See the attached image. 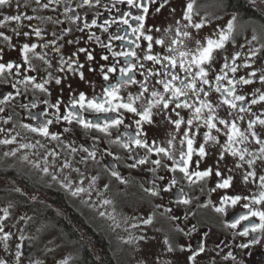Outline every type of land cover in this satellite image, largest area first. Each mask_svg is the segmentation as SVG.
I'll return each mask as SVG.
<instances>
[{
	"label": "snow or ice",
	"instance_id": "snow-or-ice-1",
	"mask_svg": "<svg viewBox=\"0 0 264 264\" xmlns=\"http://www.w3.org/2000/svg\"><path fill=\"white\" fill-rule=\"evenodd\" d=\"M35 4L31 10L38 13L41 10L51 9L53 12H60L63 19L53 20L52 16L29 15L27 9ZM169 0H25L24 4L20 0H15L16 14L4 15L0 19V26L9 22H15L17 28L12 29L17 37L23 35L26 39L35 37L43 43L23 42L19 46L11 43V36L0 31V38L5 42L10 51H18L20 60H4L5 47H0V82H6L9 90L0 93V114H4V125L13 121L15 107L26 111L31 121L37 123H21L20 127L28 132L34 133L42 138L52 141H61L64 133L73 131L71 126L86 131H95L103 135V139L112 146L122 149L126 155L121 157L112 148H101L100 136L92 137L91 147L80 146L81 151L86 155L82 157L84 162L89 159L96 161L98 154L111 158V163H105L104 167L111 177L120 184H127L129 181L120 171L123 163L129 169H141L146 166L147 171L152 174L149 186L143 191L151 197L163 199L164 193L174 195L170 205L155 204L154 209H163V214L169 215L173 222L180 221V217L173 213V205L179 207L189 206L193 203V198L180 186L181 180L187 181L189 186H199L203 191L209 179L216 177L215 187L209 191L216 192L225 190V193L218 198V204H213L214 211L224 216L232 210V218L224 221V226L233 230L234 236L238 235L248 238L246 242L236 244L241 250L250 249L253 246L264 242V174L259 175V192H249L247 194H228L233 187L235 176L240 172L242 183L248 184L257 182V172L254 169L256 161L264 162V131L258 132L257 125L264 130V109H260V114L253 112V106L264 103V90L255 89L251 93L239 94L238 88L256 83L258 69L253 67L254 58L264 51V45L260 47H245L240 44L238 47L244 51L235 50V32L239 17L233 12L223 25L217 23L215 29L209 36L203 39L198 38L197 33L212 23V20L203 17L194 19L195 0H187L179 19H173V24L163 30V34L154 37L150 34L153 29L146 28L145 22L152 8L159 13ZM13 0H0V7L11 8ZM252 5L256 6V0H252ZM225 0H220V7H226ZM85 8L94 11H83ZM104 9L101 12L99 9ZM62 10V11H61ZM173 13L175 9L172 10ZM198 15V14H196ZM217 20L221 17H216ZM37 20L41 23H55L72 25L81 33L87 30L85 43L95 44L104 51L100 55V63L96 61L94 49L79 47L70 56L65 57L61 53L64 35L71 32V27H64L60 35L53 32L52 39L45 40V30L39 26L33 27L28 24L30 31H19L23 27V21ZM93 29H99L101 34H97ZM192 30H196L195 33ZM157 33L161 29L156 28ZM258 37L254 34L251 41H256ZM142 42H146V47H142ZM68 44L79 43V40L67 41ZM234 48L229 57L223 53L227 51L228 45ZM154 45L160 51H154ZM51 50L59 56L58 69L61 75H53L47 71L51 67V61L47 59L46 49ZM41 51L37 52L36 49ZM222 55L218 56L217 53ZM84 54L85 60L80 61L79 55ZM38 59L46 66V75L38 79V75L31 74L37 72V67L33 63ZM96 63V67L92 66ZM85 64H88L89 72H97L101 78V83L86 81L83 71ZM219 64L217 69L216 65ZM241 69H251L246 74L238 75ZM68 75L78 76L81 81H85L92 88L89 95L85 91H79L68 84V99L64 100L63 88L60 90L55 102L50 99H38L36 92L47 97L51 96L50 85L54 82L61 85L62 79H67ZM11 78V79H9ZM113 78H115L113 82ZM259 83L264 85V72L258 76ZM131 86H136V91L129 90ZM31 93V98L29 94ZM210 93L219 94L220 103L213 104L209 99ZM20 103L17 104V100ZM28 100L25 103L23 101ZM43 105L39 115L32 110ZM221 105L227 108V117L222 118L217 114ZM7 109H12L9 114ZM186 112V116L182 115ZM251 114L252 118L246 122V127L241 128L238 121L245 119V114ZM129 115L133 118L128 120ZM156 117L165 121L173 131H168L160 139H149L146 126L157 123ZM126 120L128 122L126 123ZM66 123L69 127H64L62 132L51 131V126ZM183 126V127H182ZM12 128L0 127V133H6L5 138L0 139V144L18 147L5 156H16L20 150L43 148L40 140L35 142H21L18 138L20 132L12 134ZM215 133V134H214ZM224 137L221 142V137ZM254 141L258 145L255 152H250L246 146L249 141ZM72 153L78 151L76 147L67 145ZM48 155L58 156L55 150L44 156L47 161ZM215 155L213 165L201 168L202 162L210 156ZM155 156V159L152 157ZM28 161L29 156L25 152L21 157ZM231 159V164L226 161ZM165 160L170 163H165ZM247 165V170L245 169ZM34 167L39 168L44 174H50L48 166L41 167L39 161ZM165 169L170 176L160 175L159 170ZM61 169H72L71 162L65 160ZM77 173L79 168L72 169ZM177 173L181 174L177 178ZM54 181H59L61 187L71 193L72 196H80L91 192L98 180L97 175L91 177L80 174L78 182L70 177L60 179L57 175H52ZM85 180L88 187H84ZM179 188L178 193L174 192ZM103 189L107 191L109 184H104ZM15 192H22L20 187L13 189ZM101 196V205H111L113 201L104 196V193L97 191ZM31 199H35L32 196ZM87 202V201H85ZM208 204H212L209 200ZM207 206V205H203ZM240 207V211L235 209ZM259 206V207H258ZM13 205L0 209V246L7 252L10 249V242L16 240L15 251L12 255L13 264H22L25 256L23 235L24 229L17 228L19 236L8 230V220L12 216L10 208ZM155 210L146 217H140L137 223L130 225L131 228H141V226L151 225L155 218ZM190 209L183 213L184 220L174 225V232L185 236L198 234V242L193 245L190 241L185 244H177L169 235L163 238L164 250L167 253L185 252L189 255L186 264H198V257L206 253L207 244L211 236V229L206 226L197 227L192 224L186 231ZM100 216L110 215L104 211L99 212ZM115 221V217L111 216ZM136 219V218H133ZM31 217L20 216L19 221L27 223ZM240 229L239 231H236ZM143 231V229H141ZM145 235L129 236L126 243L146 240ZM221 243H216L213 251H222ZM70 258L58 261V264H69ZM231 264H243L233 251H228L224 257ZM159 260V257H157ZM0 264H9L8 259L0 258ZM30 264H40L38 260H30Z\"/></svg>",
	"mask_w": 264,
	"mask_h": 264
},
{
	"label": "flooded vegetation",
	"instance_id": "flooded-vegetation-1",
	"mask_svg": "<svg viewBox=\"0 0 264 264\" xmlns=\"http://www.w3.org/2000/svg\"><path fill=\"white\" fill-rule=\"evenodd\" d=\"M220 1V0H219ZM163 2V0H161ZM21 4L25 3V0H20ZM187 0H169V4L165 6L159 13L155 12L153 7L150 14L148 15L145 27L152 28L153 31L150 33L154 37H159L163 34V30L168 28L173 24L174 17L179 19L182 15L183 8L185 7ZM216 3L215 0H195L194 4V19H199L201 17L205 19L212 20V23L197 33L198 38L203 39L209 36L213 29H215L217 23H221L230 18L233 12L237 13L239 20L237 25H241L244 22H251L253 28L255 29V34L258 37V47L264 45V0H256V6L252 5V0H241V4L233 7H223L224 12H217L214 7L212 9L205 4ZM220 7V2H218ZM232 4V3H231ZM225 5L226 1H225ZM36 7L35 4L27 9L21 8L20 11H27L29 15H41V16H52L53 20L63 19L60 12H53L49 10H41L38 13H33L32 8ZM173 9L175 12L173 13ZM220 8H218L219 10ZM101 12L104 9H99ZM62 11V10H61ZM83 11H94L85 8ZM16 14L15 0H13V5L11 8L7 6L0 7V19L4 15ZM198 14V15H196ZM223 14L222 21L218 22L216 17ZM24 26L19 28V31H30L27 27L31 24L33 27L39 26L45 30V40L52 39V33L56 32L57 35L61 34L64 27H71L73 30L66 35H64L63 40L58 41V44H62L61 53L68 57L72 52L76 51L79 47H88L89 49H94V56L96 61L100 63H105L100 61V55L103 53V49L97 47L92 43H85L87 39V30L85 33H81L75 29L74 26L65 24H55V23H41L37 20L23 21ZM17 28L15 22H9L4 26H0V31L4 32L6 35L11 36V43L19 46L23 42H37L43 43V41L37 40L35 37L32 39H26L21 35L17 37L12 29ZM156 28L161 29V32L157 33ZM252 28V27H251ZM97 34H101L99 29H93ZM194 33L196 30H192ZM79 40V43L68 44L67 41ZM0 47H5L4 60L15 59L20 60L18 51H10L7 49L5 42L0 38ZM142 47H146V42H142ZM37 52L41 49L37 48ZM48 56L47 59L51 61V67L47 69L53 73V75H61L57 71L59 65V56L51 50V47L46 49ZM154 51H160L159 47L154 45ZM229 56V55H228ZM261 63L264 65V51L259 54ZM81 62L85 60L84 54L79 55ZM33 63L37 67L36 74L38 79L45 76L47 73L45 71L46 66L44 63L38 59H34ZM92 66L96 67V63L92 62ZM217 69L219 64L216 65ZM85 73L86 81H94L97 84L101 83V78L97 72H89L88 64H85L83 69ZM11 79V78H9ZM115 78H113L114 82ZM68 84L72 85L73 89L79 91H85L89 95L92 93V88L85 81H81L78 76L68 75L67 79H62L61 85H56L54 82L50 85L51 96L47 97L42 93L36 92L35 96L38 99H50L55 102L58 95H60V90L63 88V97L67 101L69 89ZM9 90V85L6 82H0V93H4ZM131 91H136V86H131ZM254 89H248L247 86H241L238 88L239 94H247L253 92ZM31 98V93L29 94ZM209 99L215 105L220 103L219 94L210 93ZM25 103L28 100L23 101ZM20 103L18 98L17 104ZM43 105H39L37 109L32 111L39 115L40 110ZM260 109H263L262 104L253 106V112L260 114ZM9 114H12V109H7ZM182 115H187L186 112H182ZM217 114L222 117H227L226 106L221 105L217 110ZM4 114H0V118H3ZM133 117L129 115L128 120ZM252 118L251 114H245V119L238 121L241 128L246 127V122L248 119ZM126 120V123L128 122ZM157 123L152 126H146L148 132V138L160 139L165 136L168 131H173L170 126L166 124L165 121L156 117ZM37 123V121H31L30 117L27 115L26 111H22L19 107H15V115L13 121L8 125L3 124V120L0 119V127L12 128L19 132L24 133L27 137L35 140L45 141V145L49 146L50 151L55 150L59 153V157L71 162L72 168H79L80 174L83 173L85 176L93 175L98 176L96 182L97 187L103 190L104 184H109L110 193L120 195L119 193H124V197H136L141 199L147 208L153 212L155 204H165L170 205L171 200L174 199L173 194L164 193L163 199L158 197H151L143 191L144 187L149 186V181L152 178V174L147 171L146 166L143 170L141 169H129L123 163H121L120 171L123 176L129 181L127 184H120L115 178L111 177L108 171L105 169V163H111V158L107 156H101L98 154L97 160L93 161L89 159L87 162L82 160V157L86 154L79 150L80 146L91 147L93 140L92 137L100 136L99 141L101 148H112L113 151L117 152L121 157H124L126 153L119 149L117 146L109 145L104 139L103 135L95 131H86L78 128V126L73 125V131L70 133H64L61 141H52L47 138L39 137L38 135L28 132L20 127L21 123ZM64 127H69L66 123L61 125L51 126V131L62 132ZM183 127V126H182ZM261 128L257 125V131ZM215 134V133H214ZM6 133H0V139L5 138ZM224 137H221V142H223ZM76 147L77 152L72 153L67 145ZM15 149L14 146L0 144V209L7 207L9 204L13 205L10 208L12 216L8 220V230L13 231L16 236L20 233L17 232V228H23V235L26 237L24 241V252L25 258L28 260L27 264H30V260H38L40 264H58V261L64 258H70L69 264H85L88 263L89 259L96 260L99 264H119V250L116 244L105 234L100 221L98 220V212L94 208L95 203L82 198L81 196H72L69 191L61 187L60 183L52 181L51 177H42L37 171L35 172L31 168L28 162L22 160L20 156H5L4 153L10 152ZM156 157L153 156L152 159ZM216 159L215 155L208 156L204 162L201 164V168H206L209 165H213ZM231 164L230 159L226 161ZM165 163H170L165 160ZM160 175L170 176L165 169L159 170ZM177 178H180L179 173L176 174ZM237 177L235 176L233 187L228 191V194H247L249 192L257 193L254 189H249L245 187H238L236 182ZM216 177L213 176L208 182L203 185V191L199 186H189L187 181L181 180L180 186L184 187L185 192L193 198V203L189 206H179L173 205V213L180 217V221L173 222L168 217L171 214H161L163 209L155 210V216L159 218L163 225L167 227L177 238L179 244H185L191 242L195 245L198 242V234H193L191 236H185L182 234H176L174 232V225L176 223H181L184 220L183 213L190 209V214L188 216L187 228L188 231L192 224H196L197 227L206 226L211 229V236L207 244V251L198 257V264H231L230 261L225 260L224 257L228 251H233L238 259L243 261V264H264V242L260 245L253 246L250 249L241 250L236 247V244L241 242H246L248 238H243L238 235L234 236L233 230L228 229L224 226V221L232 218V210H229L228 215L224 216L222 214L216 213L213 208V204H218L219 196L225 193V190H218L216 192H210L212 187H215ZM15 187H20L22 192H15L13 189ZM179 188L175 189L174 192L178 193ZM258 194V193H257ZM35 196V199H31ZM211 200L212 204H208ZM87 201V202H85ZM207 205V206H203ZM259 207V206H258ZM241 209L239 206L235 211L239 212ZM2 215V212H0ZM20 216L31 217V220L27 223L19 221ZM181 226H184L181 223ZM237 229L236 231H239ZM15 243L18 241H14ZM221 243L222 251H213L216 243ZM4 249L0 246V253ZM5 252V251H4ZM33 253V256L31 257ZM5 252V256L0 258L8 259L9 264H13L11 256H8ZM183 264H186V258L189 255L187 251L181 252ZM31 257V258H30ZM24 259V258H23ZM22 264H25L22 261Z\"/></svg>",
	"mask_w": 264,
	"mask_h": 264
},
{
	"label": "rangeland",
	"instance_id": "rangeland-1",
	"mask_svg": "<svg viewBox=\"0 0 264 264\" xmlns=\"http://www.w3.org/2000/svg\"><path fill=\"white\" fill-rule=\"evenodd\" d=\"M216 3L213 4H205L206 6H209L210 9H212V6L214 9L218 12L223 13V8L219 7V0H215ZM218 8H220L218 10ZM218 12V13H219ZM221 19L217 20L218 22L222 21L223 14H220ZM221 25L224 24V21L219 23ZM252 27V28H251ZM255 34V29L253 28V24L251 22L243 23L237 25V29L235 32V41H236V48L235 50L244 51V49H240L238 46L240 44H245V47H258V39L256 41H252L251 45H248L246 42L252 40V36ZM256 35V34H255ZM257 36V35H256ZM234 48L231 44L228 45L227 51L224 52V55H229L233 53ZM218 56L222 55L221 53H217ZM255 63L253 64V67L260 70L257 73L256 77V83L247 86L248 89H257L260 88L261 90H264V85H261L258 80V76L261 74V72H264V65L260 57L254 58ZM251 69H241L238 73L240 74H246ZM263 105L264 109V103H261ZM264 130H260L258 132H261ZM17 130L13 129L12 134H15ZM19 132V131H18ZM264 138V136H262ZM21 142H35L37 139L33 140L29 137H27L24 133L20 132V137L18 138ZM40 142L42 145H44L43 148L37 147L36 149H29V150H20L18 155L21 157L25 152H27L29 156L28 162L31 168L36 172H38L42 177H51L52 175H57L60 177V179H63L64 177H70L73 181L78 182L80 173H77L75 171H72V169H61V165L64 163V159L60 158L58 156H51L48 155L47 161L44 160V156L48 153H50V149L48 145H45V141H42L40 139ZM11 146H14L15 148L18 147L17 144H12ZM246 146L250 152H255L258 149V145L255 144L254 141H249L246 143ZM25 161V160H24ZM39 161L41 164V167L48 166L50 169V174H44L39 168L34 167L35 162ZM231 161V159H230ZM232 162V161H231ZM255 171L257 172V182L255 184L248 183L243 184L242 183V177L240 172H237L236 174V182L235 184L238 187H245L249 189H254L257 193L259 192L258 185V177L259 175L264 174V162H261V160H257L256 164L253 166ZM245 169H247V165H245ZM251 170V169H247ZM85 176V175H84ZM86 177H90L87 175ZM52 181H54L52 179ZM56 183H60L59 181H54ZM98 184H95L91 196L89 198L88 194H81L80 196L84 199H87L88 201H91L95 203V210L98 212V220L101 223V226L107 234V236L116 244L118 250H119V264H183L182 255L181 252L177 251L174 253H167L165 252L164 244H163V238L165 235H169L177 244H179V241L174 236V234L163 225L162 221L155 216L154 221L151 225L147 226H141V228L133 229L130 227L131 224L137 223L138 219L140 217H146L151 211L147 208V205L141 200L136 197H124V193H119L120 195L110 193L109 191L102 190L100 187H97ZM84 187H88V181L85 180ZM97 191H100L104 193V196L108 199H111L113 203L111 205H101L99 203L101 196H98L96 193ZM104 211L107 214L105 216H100L99 212ZM111 216L115 217V221L111 218ZM136 218V219H133ZM143 229V231H141ZM139 236V235H145L147 237L146 240L142 241H134L133 243H126L125 241L128 239L129 236ZM10 242L11 246L9 251H7L8 256L13 255L15 248H14V242ZM2 247V246H1ZM3 248V247H2ZM1 256H5V252L2 251L0 253ZM33 256V253L31 257ZM30 257V258H31ZM157 257H159V260H157ZM23 262L27 264L28 260L24 257Z\"/></svg>",
	"mask_w": 264,
	"mask_h": 264
},
{
	"label": "trees",
	"instance_id": "trees-1",
	"mask_svg": "<svg viewBox=\"0 0 264 264\" xmlns=\"http://www.w3.org/2000/svg\"><path fill=\"white\" fill-rule=\"evenodd\" d=\"M225 1L227 5H230L229 7L238 6L239 4H241V0H225ZM85 264H99V263L94 259H89L88 263Z\"/></svg>",
	"mask_w": 264,
	"mask_h": 264
}]
</instances>
